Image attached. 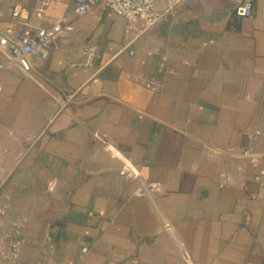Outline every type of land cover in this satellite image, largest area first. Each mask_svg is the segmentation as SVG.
<instances>
[{"label": "crops", "instance_id": "obj_1", "mask_svg": "<svg viewBox=\"0 0 264 264\" xmlns=\"http://www.w3.org/2000/svg\"><path fill=\"white\" fill-rule=\"evenodd\" d=\"M44 1L0 0V38L21 35L16 4ZM48 1L34 23L73 32L29 74L0 72L16 264H264V0L251 18L243 0H186L132 44L104 7Z\"/></svg>", "mask_w": 264, "mask_h": 264}, {"label": "built area", "instance_id": "obj_2", "mask_svg": "<svg viewBox=\"0 0 264 264\" xmlns=\"http://www.w3.org/2000/svg\"><path fill=\"white\" fill-rule=\"evenodd\" d=\"M186 0H72L75 18H81L90 12L104 7L109 15L120 16L125 21V35L129 44L150 31L166 16L173 14ZM49 4L45 0L41 7L29 12L21 4H16L12 9V17L22 25L21 35L17 40L7 36L0 38V72L20 69L29 74L33 70V59L46 61L51 47L58 48V42L68 37L74 30L69 22L56 23L50 27L37 26L31 14L36 16L45 11ZM30 13V14H28ZM235 15L240 18H251L253 15V0H243L236 8ZM96 54L95 47H89L86 51L85 65H90ZM132 54V53H131ZM4 90V82L0 80V93ZM0 153H2L0 149ZM1 174V170H0ZM122 174L127 176L138 175L137 170L130 162L124 160ZM264 177L262 171L257 177L261 181ZM230 182V177L225 176L221 186ZM147 187L157 189V184ZM146 189L145 185L143 186ZM138 194H142L140 189ZM7 206L0 209V218L7 217ZM26 220L13 223L18 229L23 227ZM24 239L17 237L12 231L0 229V261L4 264H16L21 252Z\"/></svg>", "mask_w": 264, "mask_h": 264}]
</instances>
